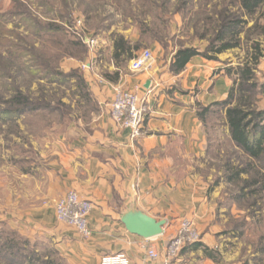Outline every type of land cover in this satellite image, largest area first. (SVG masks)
Listing matches in <instances>:
<instances>
[{"label": "rangeland", "instance_id": "374dc122", "mask_svg": "<svg viewBox=\"0 0 264 264\" xmlns=\"http://www.w3.org/2000/svg\"><path fill=\"white\" fill-rule=\"evenodd\" d=\"M234 5L231 0H0V109L8 108L6 100L18 88L36 104L51 105L13 119L0 115V264H68L60 240L43 227L22 225L21 217L48 205L49 196L57 195L55 205L65 196L60 195L58 175L51 168L59 141L72 126L90 130L101 113L95 101L81 98L76 75L55 80L39 61H50L65 75L84 79L94 56L105 75L114 39L122 35L139 46L135 53L152 51V73L182 46L203 50L215 34V19L226 7L236 11ZM51 22L66 28L48 31L45 26ZM252 25L250 20L247 28ZM85 35L98 41L94 48L85 43ZM241 37L240 48L218 54L216 61L236 66L254 40L264 46L258 32L246 29ZM81 40L85 45L75 44ZM120 68L132 71L130 61ZM258 75L264 81V57ZM206 120V153L185 158L184 165L192 166L208 185V210L200 224L183 217L177 231L190 220L198 237L194 243H203L204 235H209L203 247L211 251L215 264H264V191L242 196L241 187L256 173H243L234 182L230 169L245 167L249 158L231 142L220 113L209 114ZM256 169L264 173L262 166ZM7 239L21 248L15 259L1 251Z\"/></svg>", "mask_w": 264, "mask_h": 264}, {"label": "crops", "instance_id": "0c3cea01", "mask_svg": "<svg viewBox=\"0 0 264 264\" xmlns=\"http://www.w3.org/2000/svg\"><path fill=\"white\" fill-rule=\"evenodd\" d=\"M173 54L152 73L124 72L112 58L104 66L105 75L92 57L84 79L101 113L88 131L81 125L70 128V134L59 141L51 164L61 196L76 190L93 203L91 237L85 240L74 227L57 220L56 194L49 196L48 205L22 216L20 222L43 227L59 239L68 264H101L104 255L119 252L127 253L131 264H147V244L153 243L164 252L179 220L204 221L208 185L192 166L184 165V160L204 156L209 142L198 105L206 107L226 99L233 79L226 74L224 62L200 55L174 74L170 71ZM117 72L116 80L106 76ZM116 86L141 94L151 90V111L138 138L133 139L130 131L111 117L109 105ZM219 113L225 116L221 108ZM130 211L166 219L164 233L148 240L130 233L121 221ZM208 240L205 234L203 243L185 247L174 264H215L203 247Z\"/></svg>", "mask_w": 264, "mask_h": 264}, {"label": "trees", "instance_id": "16d2710c", "mask_svg": "<svg viewBox=\"0 0 264 264\" xmlns=\"http://www.w3.org/2000/svg\"><path fill=\"white\" fill-rule=\"evenodd\" d=\"M231 3L233 6H235L234 4L237 5V10L232 11L231 8L226 7L215 19L213 28L215 34L209 38L203 50L194 45H188L180 47L173 54L170 64L172 73L179 74L196 55L209 60H218V54L240 48L243 42L241 36L246 29L247 31L258 32L259 36L264 38V0H231ZM250 20L253 21V25L247 28ZM65 28L57 22H51L45 26L46 30L55 33L62 32ZM75 44L85 45L82 40ZM138 48L137 44L133 45L124 36L117 35L114 39L113 53L116 65L120 68L122 64L130 61L135 56V51ZM250 49L244 60L238 65L226 64L225 72L233 79V84L226 99L206 107L198 105V113L204 123H206V117L209 114H218L220 108L225 110L224 124L229 128L231 142L249 158L245 167H229L232 171L230 179L234 182L239 181L243 173L252 170L256 173L251 179L246 180L243 187H241L242 196H247L248 193L258 195L264 191V173L256 169L259 165L264 168V81H261L258 75V67L264 57V46H262L261 40L257 39L252 42ZM38 64L46 69V74L55 77V80L63 78L70 80L71 76L76 75L81 98L87 103L94 102L91 92L79 74L65 75L50 61L40 60ZM118 74L117 72L114 76H106L116 80ZM34 101L29 94L23 93L19 88L14 89V94L6 100L8 108L0 109V115L5 119H13L28 111L39 110L44 108L43 106H51L49 103L43 105L42 103L36 104ZM213 108L219 110L213 111ZM245 190L248 192L246 193ZM3 250H6L15 259L21 248L14 240L7 239L1 246V251ZM205 251L208 256L213 257L211 251L207 248H205ZM244 264L249 263L245 262Z\"/></svg>", "mask_w": 264, "mask_h": 264}, {"label": "built area", "instance_id": "2783aa9c", "mask_svg": "<svg viewBox=\"0 0 264 264\" xmlns=\"http://www.w3.org/2000/svg\"><path fill=\"white\" fill-rule=\"evenodd\" d=\"M83 40L90 48H94L98 42L88 35H85ZM154 66L155 57L150 49H143L130 60V69L136 73H150ZM114 91V98L109 105L112 119L121 128L128 129L133 139L140 137L143 134L144 123L151 111L148 98L151 90L141 94L137 90L116 86ZM93 207L94 205L90 200L81 197L76 190H70L57 202L55 207L56 218L59 222L74 227L84 239H88L91 237L89 215ZM192 226L190 220L184 221L165 246L164 252H160L155 244H147V264H174L181 250L187 244H192L198 239ZM101 264H131V259L127 253L119 252L104 255Z\"/></svg>", "mask_w": 264, "mask_h": 264}, {"label": "water", "instance_id": "95a60500", "mask_svg": "<svg viewBox=\"0 0 264 264\" xmlns=\"http://www.w3.org/2000/svg\"><path fill=\"white\" fill-rule=\"evenodd\" d=\"M126 229L145 239H151L164 233L166 219H157L143 211H130L122 219Z\"/></svg>", "mask_w": 264, "mask_h": 264}]
</instances>
